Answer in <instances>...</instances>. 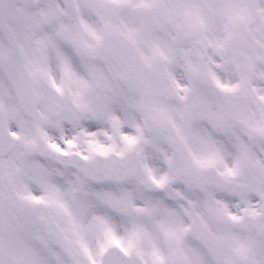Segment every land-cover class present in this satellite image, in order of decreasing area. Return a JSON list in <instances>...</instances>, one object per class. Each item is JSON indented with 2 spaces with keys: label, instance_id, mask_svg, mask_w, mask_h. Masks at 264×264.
Listing matches in <instances>:
<instances>
[{
  "label": "snow or ice",
  "instance_id": "obj_1",
  "mask_svg": "<svg viewBox=\"0 0 264 264\" xmlns=\"http://www.w3.org/2000/svg\"><path fill=\"white\" fill-rule=\"evenodd\" d=\"M0 264H264V0H0Z\"/></svg>",
  "mask_w": 264,
  "mask_h": 264
}]
</instances>
